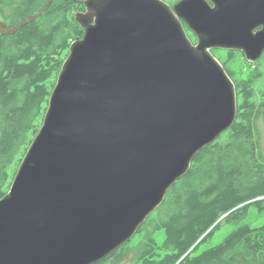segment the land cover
<instances>
[{
	"label": "water",
	"instance_id": "1",
	"mask_svg": "<svg viewBox=\"0 0 264 264\" xmlns=\"http://www.w3.org/2000/svg\"><path fill=\"white\" fill-rule=\"evenodd\" d=\"M79 1L83 35L0 199V264H95L121 248L235 122V84L210 50L264 52V0Z\"/></svg>",
	"mask_w": 264,
	"mask_h": 264
},
{
	"label": "trees",
	"instance_id": "2",
	"mask_svg": "<svg viewBox=\"0 0 264 264\" xmlns=\"http://www.w3.org/2000/svg\"><path fill=\"white\" fill-rule=\"evenodd\" d=\"M47 1L6 0L1 16L12 27L37 14ZM83 10L79 0H53L13 34L0 32V199L42 125L70 44L83 35L74 20ZM222 65L235 84V122L195 155L187 173L149 215L150 232L163 229V241L150 236L147 221L140 227L145 235L130 246L138 247L133 264H264V222L258 227L241 223L251 206L264 214V154L257 126L259 119L264 121V88H257L263 71L252 79L254 101L259 102L249 103L247 83L235 82L233 72ZM223 223L237 227L219 244L195 254Z\"/></svg>",
	"mask_w": 264,
	"mask_h": 264
},
{
	"label": "rangeland",
	"instance_id": "3",
	"mask_svg": "<svg viewBox=\"0 0 264 264\" xmlns=\"http://www.w3.org/2000/svg\"><path fill=\"white\" fill-rule=\"evenodd\" d=\"M169 5H172L175 2H172V0H163ZM190 39L192 41H196L195 37L192 33L189 32ZM213 56L218 59L221 64L224 62L225 67L229 69L234 74V81L235 82H241V83H247V90L250 91L251 97L249 98V103H258L259 101H254V82L252 81L253 77L256 74V71L261 69L263 71L262 77L257 82V88L258 91L261 92V89L264 88V52L261 56V58L258 60L257 64L255 65L254 62L249 63L244 55L239 51H233V50H225L220 48H214L212 49ZM224 67V66H223ZM237 96V95H236ZM237 99V97H236ZM238 101L239 97H238ZM257 126L259 129V136H260V146L264 154V121L262 119H259L257 121ZM160 207H157L151 214H153L157 209ZM160 211V210H158ZM148 219V218H147ZM146 219V221H147ZM145 221V222H146ZM144 222V223H145ZM264 222V214L260 213L255 206H251L249 208L247 216L242 220L241 223H248L252 227H258L262 225ZM143 223V224H144ZM145 228L148 229V233H150V236H152L157 243H161L164 239V230L163 229H156L152 232H150V229L152 227V223L146 222ZM142 224V225H143ZM237 227V224L234 223H223L215 232L209 237V239L202 244L199 245L197 250L195 251V254H199L202 251H204L207 248L213 247L225 238V236L230 233L232 230H234ZM139 237V234L134 235L132 240L128 242V246L126 247V250L124 254L120 258L119 264H131L133 261H135V255L136 250L138 247L131 249L130 245H133V241ZM130 244V245H129ZM238 248V247H237ZM185 264V263H183Z\"/></svg>",
	"mask_w": 264,
	"mask_h": 264
},
{
	"label": "flooded vegetation",
	"instance_id": "4",
	"mask_svg": "<svg viewBox=\"0 0 264 264\" xmlns=\"http://www.w3.org/2000/svg\"><path fill=\"white\" fill-rule=\"evenodd\" d=\"M6 3V0H0V22H4L5 23V20L3 19V17L1 16V7L3 6V4ZM233 51H236V50H233ZM240 52V51H239ZM242 53V52H241ZM262 56V55H261ZM261 58V57H260ZM259 58V59H260ZM258 59V60H259ZM258 60H256V62H254V64L256 65ZM139 231V230H138ZM136 232V234H139V237L137 239L134 240V242H138V240H140L141 238H143V236L145 235V232ZM134 237V236H133ZM132 237V238H133ZM132 238L128 241L130 242L132 240ZM127 242V243H128ZM125 243L121 248L113 251L111 254L107 255L104 259H102L100 262L98 263H95V264H119L120 263V258L121 256L124 254V253H120L121 249L124 248V247H127L128 244ZM130 245V244H129ZM131 246V245H130ZM133 264V263H131Z\"/></svg>",
	"mask_w": 264,
	"mask_h": 264
}]
</instances>
